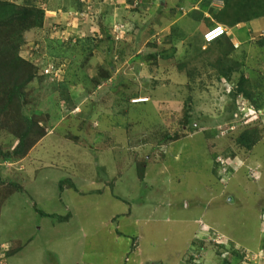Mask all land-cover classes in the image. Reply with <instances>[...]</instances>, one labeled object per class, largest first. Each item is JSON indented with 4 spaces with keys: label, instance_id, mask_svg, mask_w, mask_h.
Masks as SVG:
<instances>
[{
    "label": "rangeland",
    "instance_id": "rangeland-1",
    "mask_svg": "<svg viewBox=\"0 0 264 264\" xmlns=\"http://www.w3.org/2000/svg\"><path fill=\"white\" fill-rule=\"evenodd\" d=\"M93 1L58 41L21 33L29 67L0 86V262L264 264L263 44L204 42L220 0ZM22 117L36 129L15 157Z\"/></svg>",
    "mask_w": 264,
    "mask_h": 264
},
{
    "label": "trees",
    "instance_id": "trees-1",
    "mask_svg": "<svg viewBox=\"0 0 264 264\" xmlns=\"http://www.w3.org/2000/svg\"><path fill=\"white\" fill-rule=\"evenodd\" d=\"M220 1L223 7L217 14V21L225 28L231 29L238 24L249 23L264 17V0ZM43 19V10L36 8L35 4L34 6L27 4L24 6H17L6 0H0V86L5 83L4 79H6L9 89L16 92V86L19 85V82L15 80V82H13L15 85H13L8 77L13 76L16 79L17 72L25 71L29 67V64L22 61L18 56L21 41L19 36L21 33L31 29H38L40 31L42 29ZM225 44L229 46L230 42L227 37L223 36L209 45L221 47ZM259 44H262V42ZM138 57L135 56L134 58L141 59ZM7 85L5 87H7ZM245 96L248 97L247 95ZM7 101L9 104L11 103L10 93L8 94ZM3 108L8 110V107L3 106ZM21 124L22 133L17 137L18 144L12 153L15 157H22L26 154L28 137L31 132H34V129H36L28 119L23 117L21 118ZM247 135L248 132L241 134L240 140H237V144L250 150L252 144L249 143L252 142V140L247 141ZM0 156H2V154H0ZM5 159L8 160L9 158L5 157Z\"/></svg>",
    "mask_w": 264,
    "mask_h": 264
},
{
    "label": "crops",
    "instance_id": "crops-1",
    "mask_svg": "<svg viewBox=\"0 0 264 264\" xmlns=\"http://www.w3.org/2000/svg\"><path fill=\"white\" fill-rule=\"evenodd\" d=\"M75 1L74 0H35L34 4L37 7L41 8L44 12L43 25H42V29L40 30L41 34L46 35L50 40H53L52 42L58 41L59 40L58 34L52 33V30L54 29L60 30L59 28L63 27L62 29H64L66 27L67 22L64 13L69 9L72 10L80 9L79 2L77 1L75 2ZM91 2L93 6L97 5L93 3L94 2L93 0H91ZM214 3L220 5V6L217 5L216 7L217 11H220L222 9L221 6H223L222 2L221 1L211 2L209 4V7L213 8ZM97 7L100 8V6L98 5L96 6L97 13H100V11L98 12ZM93 14L95 18L97 14L94 12V8H93ZM71 26L75 27V24L72 23ZM204 27L205 26L203 27L198 26L197 30L202 31ZM95 28H96V24L94 23V27L91 29V33L97 32ZM226 29L228 30L227 39L229 40L232 46L237 45L238 48L243 47L244 49H247L248 43H252V42H253L252 45H255L258 42V45L261 46V44H259L260 43L259 41L263 42L262 44L264 46V37H261V34H264V17L257 20H253L249 23L238 24L232 27L231 29L229 28ZM150 247L152 248L158 246L152 245ZM0 264H4V263L0 262ZM6 264H26V263L6 261Z\"/></svg>",
    "mask_w": 264,
    "mask_h": 264
},
{
    "label": "built area",
    "instance_id": "built-area-1",
    "mask_svg": "<svg viewBox=\"0 0 264 264\" xmlns=\"http://www.w3.org/2000/svg\"><path fill=\"white\" fill-rule=\"evenodd\" d=\"M81 8L80 9H76L74 11H66L64 13L65 17L68 18V23L71 22H78V21H86L87 17L89 18V23L93 22V5L91 0L90 1H81ZM90 16H92L90 18ZM67 23L66 27H70L68 26L69 24ZM56 29H54L55 31ZM61 34V36L65 35L64 32H59ZM228 35V30L224 27L221 26H213L212 28L208 29L204 34H203V40L206 44L212 43L213 41H215L216 39L223 37V36H227ZM264 37V35H263ZM234 49H237L238 46L237 45H233ZM41 76L48 78L51 81H56L57 79H59L61 76H63L64 72H63V67L62 65H58L55 64L54 62L50 61L48 64L44 65L39 73ZM236 88V86L233 83H224L223 84V89L224 92L227 95H230L232 92H234V89ZM146 102V100H137L134 103L135 104H141ZM240 102H241V106L242 103H245V99H243L242 97H240ZM243 119H246L245 121V125H253L256 124L258 122H262L260 121V119L262 120V115L258 112L255 111L250 105H247L246 107H244L243 111L240 113ZM264 123V122H263ZM217 163L220 165V174L222 176H225L228 173V168L229 165L226 161L224 160H219L216 159ZM226 162V163H225ZM247 176L250 180L252 181H256L258 179V173L256 171H253L252 169L247 170ZM226 180L224 179H220V182H224ZM238 249H236L237 251ZM263 255V252H262ZM248 258V257H247Z\"/></svg>",
    "mask_w": 264,
    "mask_h": 264
},
{
    "label": "clouds",
    "instance_id": "clouds-1",
    "mask_svg": "<svg viewBox=\"0 0 264 264\" xmlns=\"http://www.w3.org/2000/svg\"><path fill=\"white\" fill-rule=\"evenodd\" d=\"M223 27V26H222ZM225 28V27H224ZM225 37H227V36H225Z\"/></svg>",
    "mask_w": 264,
    "mask_h": 264
}]
</instances>
